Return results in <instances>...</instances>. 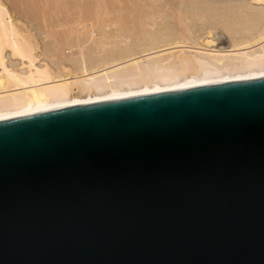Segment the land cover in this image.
Masks as SVG:
<instances>
[{"label":"water","instance_id":"water-1","mask_svg":"<svg viewBox=\"0 0 264 264\" xmlns=\"http://www.w3.org/2000/svg\"><path fill=\"white\" fill-rule=\"evenodd\" d=\"M0 264H264V75L0 119Z\"/></svg>","mask_w":264,"mask_h":264},{"label":"bare ground","instance_id":"bare-ground-1","mask_svg":"<svg viewBox=\"0 0 264 264\" xmlns=\"http://www.w3.org/2000/svg\"><path fill=\"white\" fill-rule=\"evenodd\" d=\"M149 3L131 21L94 18L63 47L0 0V119L264 75V0Z\"/></svg>","mask_w":264,"mask_h":264},{"label":"rangeland","instance_id":"rangeland-1","mask_svg":"<svg viewBox=\"0 0 264 264\" xmlns=\"http://www.w3.org/2000/svg\"><path fill=\"white\" fill-rule=\"evenodd\" d=\"M4 1L7 4L8 8L14 12V15L17 13L16 18L18 19V21H20V23H24L28 25L30 24L32 26H37L39 28L44 27V29H47L49 31L51 30L50 32L52 33V35L55 36V40L57 39L56 43L57 44L60 43L61 45H63V47L65 46V44H62L64 40L60 39L62 38V35H66L64 36L63 39L65 40L69 39L68 41H66L69 44L70 42H72L71 40H73L74 37H76L75 36L76 34L78 35V37L83 35V33L80 34L79 31L84 32L82 29L84 28L83 26H86L88 22L94 23L93 22L94 18H95L94 21L98 20V22L100 21L101 24H104L102 23L103 20L107 21L106 19L107 18L109 19L111 17H113L111 18V20H113L116 18L117 15L119 16V17L117 16L118 20L120 18L122 21L121 16H124L123 19L125 22H126L125 17L126 19H128L127 21H131V19L134 18L133 17L134 15L136 17L137 15L138 16L140 15V12H142V10H140L141 8L143 9L146 7L148 8V5L150 4L149 0H103V1L102 0H81V1L80 0H20V1L4 0ZM76 7L78 10L76 9ZM97 13H99L98 17H97ZM80 14L82 15V17ZM100 14H102L103 17ZM62 28H63V32H62ZM228 43L229 42L226 36L221 35L218 37L217 45H228Z\"/></svg>","mask_w":264,"mask_h":264}]
</instances>
